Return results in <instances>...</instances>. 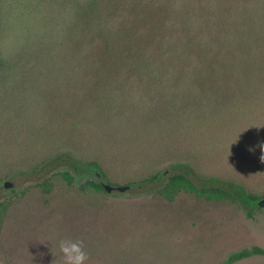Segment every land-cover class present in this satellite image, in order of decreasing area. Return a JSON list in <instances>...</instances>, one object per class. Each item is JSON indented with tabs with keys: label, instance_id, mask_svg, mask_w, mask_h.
Here are the masks:
<instances>
[{
	"label": "rangeland",
	"instance_id": "374dc122",
	"mask_svg": "<svg viewBox=\"0 0 264 264\" xmlns=\"http://www.w3.org/2000/svg\"><path fill=\"white\" fill-rule=\"evenodd\" d=\"M83 1L0 0L11 65L0 76V188L16 179L0 198V264H63L61 238L83 242L86 264H222L264 249V207L248 217L184 191L169 201L165 178L149 179L186 165L264 199V0H97L109 53ZM156 10L174 68L115 62L116 38ZM60 156L99 161L111 184L136 187L105 194L84 176L69 185L58 175L69 166L42 171Z\"/></svg>",
	"mask_w": 264,
	"mask_h": 264
},
{
	"label": "trees",
	"instance_id": "16d2710c",
	"mask_svg": "<svg viewBox=\"0 0 264 264\" xmlns=\"http://www.w3.org/2000/svg\"><path fill=\"white\" fill-rule=\"evenodd\" d=\"M78 11L81 15H85L88 17L87 24L88 26L92 25L96 27V31L101 36L100 40L104 42V45L107 44L106 50L108 53L113 49L111 44L110 47V39L113 37L109 36L102 28L103 26V12L102 6L97 0L92 1H83L79 5ZM156 10L154 13L147 15L144 18V25H141L142 31L134 33H128L123 38L122 36H118L116 41L114 42L117 45H121L123 50L117 56V61L120 62L124 66L126 62L135 60L138 61L137 67L140 65L141 61L144 63L151 65L152 62H157L156 68L160 70H166L170 68H174L171 61L176 59L174 56V47H171V43H173L174 37H172V31L169 33H164L161 38H157L155 34V29H158V23L161 20V14ZM139 33V34H138ZM115 36V37H116ZM178 39H176L175 43ZM179 41V40H178ZM179 43V42H178ZM179 57V56H177ZM130 63V62H129ZM11 65L8 62V59L3 55L0 51V76L2 78H6L7 74L10 76L9 67ZM188 74V73H186ZM156 77L160 75L154 73ZM6 76V77H5ZM8 78V77H7ZM74 169L72 171H65L59 173L60 175L69 185H72L76 178L80 176L87 177L88 180H85L84 185L86 187H90L96 192H105L103 186L96 180L95 176L89 174L91 171V167H96L101 170L99 161H91L88 164H82L75 159H72ZM175 175L171 176L165 185L160 189V193L169 201H172L174 197L180 192L184 191L187 193L195 194L198 198H204L208 201H231L237 204H241L243 208L246 210H261L263 207H258L256 202L258 201V197L252 193L247 192L245 189L234 185L232 183L220 182L215 179H207L202 180L195 176L192 177L193 171L192 169L186 167V165H176ZM105 178L107 179V174L102 169L101 171ZM162 173L156 172L153 175H150V180H157ZM90 177V178H88ZM93 177V178H92ZM198 182H196V181ZM42 189L48 193L52 187L51 182L44 181L40 185ZM84 187V186H83ZM251 215V212L248 213V216ZM254 255H264V249L259 247H253L251 249H243L239 252L232 253L222 264H234L236 262H240L244 259L250 258Z\"/></svg>",
	"mask_w": 264,
	"mask_h": 264
},
{
	"label": "water",
	"instance_id": "95a60500",
	"mask_svg": "<svg viewBox=\"0 0 264 264\" xmlns=\"http://www.w3.org/2000/svg\"><path fill=\"white\" fill-rule=\"evenodd\" d=\"M73 161L74 160H72L71 157L60 156L57 159L53 160L52 162L48 163V165H45L42 168V171H48L49 172L50 169L52 170V169H55V168L60 167V166H69L71 169H74ZM89 174H92L93 176H95L96 180L103 186L104 190L108 194H113V193L124 194L126 192L133 190L136 187V186H132V185H125V186L113 185L108 181V179L105 178V176L101 172V170L96 168V167H91V171ZM175 174L176 173L173 169L172 170H166L161 174V176L158 179L160 180L161 178L162 179L165 178V181H167L171 176H173ZM193 177H195L194 174H192L191 178L193 179ZM15 186H16V179L15 178L5 181L0 188V198L3 196L4 191L12 189ZM256 204L258 207H263L264 206V199L258 200L256 202Z\"/></svg>",
	"mask_w": 264,
	"mask_h": 264
},
{
	"label": "clouds",
	"instance_id": "9594fccd",
	"mask_svg": "<svg viewBox=\"0 0 264 264\" xmlns=\"http://www.w3.org/2000/svg\"><path fill=\"white\" fill-rule=\"evenodd\" d=\"M264 152V143L260 144ZM264 155L261 156V159ZM59 252L61 253L63 264H86L88 255L84 250L83 242L78 239L61 238L57 241Z\"/></svg>",
	"mask_w": 264,
	"mask_h": 264
},
{
	"label": "flooded vegetation",
	"instance_id": "af4514ba",
	"mask_svg": "<svg viewBox=\"0 0 264 264\" xmlns=\"http://www.w3.org/2000/svg\"><path fill=\"white\" fill-rule=\"evenodd\" d=\"M104 191H105V190H104ZM101 193H103V192H101ZM104 193L106 194L107 192L105 191ZM107 194H108V193H107ZM160 194H161V193H160ZM194 195H195V194H194ZM254 195H255V194H254ZM256 196L259 198L258 200L261 199L258 195H256ZM263 207H264V206H263ZM261 210H262V209H261ZM253 211H260V210H252V211L250 210V211L247 212V216H248V213L251 212V215L248 216V217H252V216H253ZM263 256H264V255H263Z\"/></svg>",
	"mask_w": 264,
	"mask_h": 264
}]
</instances>
